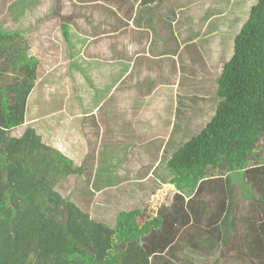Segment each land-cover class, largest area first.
Masks as SVG:
<instances>
[{"label":"trees","instance_id":"obj_1","mask_svg":"<svg viewBox=\"0 0 264 264\" xmlns=\"http://www.w3.org/2000/svg\"><path fill=\"white\" fill-rule=\"evenodd\" d=\"M1 1L0 10L6 7L8 16L0 22V264H161L164 253L177 255L176 249L186 252L185 260L197 255L185 264H264V0H187L189 8L209 2L213 9L198 18L208 25L203 33L200 27L194 32L200 43L220 15L233 11L226 18L230 42L223 54L230 57L203 81L194 78L201 71L191 68L182 76L188 103L174 114L179 120L189 115L197 127L182 130L180 138L175 127L167 141L153 145H126L139 156L155 151L150 163L140 160L143 168L134 182H128L129 174L114 176L115 165L125 162L113 153L111 160L107 150L96 159L98 146H93L76 161V144L54 134L47 118L54 112L38 94L42 86L30 71L36 60L27 54L29 48L19 51L21 32L5 24L7 19L23 24L35 2ZM66 2L54 1L55 18ZM124 2L70 1L74 10L92 7L108 11V17H116L110 7ZM61 25L68 39L66 17ZM13 62L19 75L10 79ZM39 99L42 109L39 104L30 113ZM21 127L25 130L19 134ZM164 184L176 194L153 216L150 202ZM115 191L139 198L138 205L110 204ZM180 257H174L178 264Z\"/></svg>","mask_w":264,"mask_h":264},{"label":"crops","instance_id":"obj_2","mask_svg":"<svg viewBox=\"0 0 264 264\" xmlns=\"http://www.w3.org/2000/svg\"><path fill=\"white\" fill-rule=\"evenodd\" d=\"M28 1H34L35 7L26 10L22 18L25 22H31V16L38 17L45 3L52 2L50 9L45 8L43 18H33L36 24L19 25V39L23 40L24 48H29L27 54L36 60L30 67L39 68L36 84L42 87L38 94L44 96V102L56 104L54 114L47 117L52 120L54 134L67 135V142L76 144L75 152L80 153L78 157L72 155L76 161L83 160L91 147L98 146L96 159H102L107 150L108 160L115 156L116 161L125 162L124 166L115 165L114 170L115 177L124 179L128 174L133 176L139 172L140 160L150 163L155 152L139 156L134 147L126 145H153L158 139L167 141L175 127L180 131L176 132L180 138L182 130L192 129L199 123L193 118L189 120V115L180 120L175 115L178 108L188 103V92L181 87L182 76H188V68L201 71L199 77H194L199 82L207 72H218V57L225 54L224 49L230 42V20L226 18L233 16V11L229 9L220 15L222 19L211 26L209 38L200 43L201 38L194 34L198 32L197 27L202 33L208 28L198 18L212 13L213 9L207 7L209 2L205 7L196 3L189 8L187 0H128V4L121 2L110 7L116 17H108V11L92 7L74 10L68 2L55 18L51 10L56 0ZM64 17L68 39L61 25ZM51 20L56 21L52 29L48 26ZM55 29L57 35L52 36ZM42 37L50 45L40 49ZM194 43L203 47L190 49ZM59 113L65 117L57 118L55 114ZM82 119L85 123L81 125L78 120ZM168 186L174 193L166 206L171 205L176 194L174 187ZM157 194L152 203L147 199L157 213L153 216L161 213L165 205L155 201ZM116 197L113 200L109 196L107 201L123 209L138 205L139 198L130 200L127 194L121 196L118 192ZM167 232L168 229L163 230L164 235ZM174 251L177 255L164 253L161 264H178L174 258L177 256L184 258L180 262L185 264L197 256L185 260L184 250Z\"/></svg>","mask_w":264,"mask_h":264},{"label":"rangeland","instance_id":"obj_3","mask_svg":"<svg viewBox=\"0 0 264 264\" xmlns=\"http://www.w3.org/2000/svg\"><path fill=\"white\" fill-rule=\"evenodd\" d=\"M4 3V1H1L0 0V7H2L3 6V3ZM68 2L70 3V1H67L66 3H65V5H68ZM52 6V2L51 1H49V2H46L45 3V8L48 10V8L50 9V7ZM70 7V6H69ZM6 8V7H5ZM5 8L1 11L0 10V13L1 12H3L2 14H0V22L4 19V18H6V16H8V14L5 12ZM45 8L44 9H41V13H37V15H38V17L39 18H43L44 17V14L43 13H45L46 12V10H45ZM50 12V11H49ZM48 12V13H49ZM249 15H250V12L247 10L246 12H245V14L244 15H242V18H243V21L245 20V19H247L248 17H249ZM30 17V16H29ZM38 17L36 16V17H34V16H31L30 18H32L31 19V22H23L24 24H26V26L28 25V26H30L31 24H36V19H38ZM33 18H36V19H33ZM58 22V21H57ZM5 24L6 25H8L7 27L8 28H10L12 31H17V30H19L20 29V26L19 25H16L17 23L16 22H14V21H12L11 19L9 20V19H7V21L5 22ZM56 24V21H50V24L48 25L49 27H50V29H52L53 27H54V25ZM55 28V27H54ZM49 29V30H50ZM56 30L57 29H55L51 34H52V36H55V35H57V33H56ZM47 32V31H46ZM42 36H43V34H42ZM25 40V39H24ZM16 41L18 42V46H19V51L20 52H22L21 50H22V48H24L23 46H24V44L22 43V41L23 40H20L19 38L18 39H16ZM39 47H40V49H43V48H46V47H48L49 45H50V42L48 41V40H46V39H44V37H42V39H41V41L39 42ZM37 49V48H36ZM35 49V50H36ZM35 50H34V52H35ZM221 57V58H220ZM228 57H230V54L227 56V58L226 59H228ZM226 59L224 58V56L222 55H220L219 57H218V61H217V63H216V65H217V68H219V70H222V68H223V65L225 64V62H226ZM9 68H8V70H9V73H8V78H10V79H12V78H15L17 75H19V73H17L18 72V68H16V66H17V64L16 63H9ZM39 70V68H36V67H31V72L33 73V75L35 76H37V79L35 80V81H37L38 80V73H37V71ZM43 97V96H42ZM42 97L40 96V98L42 99ZM41 99H39V100H36L30 107H29V111H30V113H33V112H35L36 111V109H39V104H40V102H41ZM43 100V99H42ZM38 104V105H37ZM43 104V103H42ZM42 104H40V107H41V109H42ZM36 106H38V108L36 107ZM56 107V104H54V102H51L49 105H48V109H50V110H54V108ZM24 130H25V128L24 127H21L19 130H18V133L19 134H22L23 132H24ZM57 136H58V139H60V140H62L63 139V135H61L60 133H58L57 134ZM149 138H147V140H148ZM63 149V148H62ZM137 175V173H135L133 176H131V177H128V182H134V181H136V180H138L137 178H139V177H137L136 176ZM165 186L163 187V189H162V187H161V190H160V192L157 194V196H156V198H154V199H156L155 201H158V202H160V203H165V205H167V204H169L170 203V198H171V194L172 193H174V190H172L171 189V187L170 186H168L167 184H164ZM166 189V190H165ZM97 196V195H96ZM100 197H102L101 195H99L98 196V198H100ZM155 204V203H154ZM154 206V205H153ZM157 208V207H156ZM114 211V208H113V210L112 209H108L107 210V214H109V216L111 215V214H113L112 212ZM103 214H106V212L104 211L103 212ZM97 217H98V219H105V216H98L97 215ZM111 219V218H110Z\"/></svg>","mask_w":264,"mask_h":264}]
</instances>
